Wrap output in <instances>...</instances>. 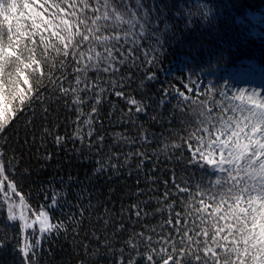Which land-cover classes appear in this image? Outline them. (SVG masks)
Wrapping results in <instances>:
<instances>
[{"label":"snow or ice","instance_id":"1","mask_svg":"<svg viewBox=\"0 0 264 264\" xmlns=\"http://www.w3.org/2000/svg\"><path fill=\"white\" fill-rule=\"evenodd\" d=\"M182 3L183 0H92V3L89 0L79 3L77 0H0V134L6 135L15 128L26 115V109L35 116L33 104L41 105L42 115L47 119L50 114L44 105L63 101L64 107L68 109L71 105L70 110L77 116L72 121L71 135H65L73 142L79 141L89 154L95 147L99 149L96 155H101L105 137L94 131L100 115V95L106 92L101 86V75H115L114 66L124 65L134 51L143 52L145 64L157 62L165 48L161 35L170 23L175 24V17L204 15L200 6L185 9L180 6ZM89 73H94L95 79ZM129 80L122 77L106 83L116 89ZM147 80H156L155 73ZM46 92L50 95H45ZM114 94L134 105L137 114H148L150 105L145 100L125 97L119 90ZM209 96L210 107L205 100L197 103L185 98L195 115L181 121L180 131L184 135L173 133V138L180 142L173 143L171 148L183 164L179 175L173 172V185L179 194L176 206H184L186 211L182 207L183 215L173 214V204H168L166 224L179 240L169 243L172 239L169 233V239L157 242L163 245L157 251L151 248V237L145 239L143 233H129V239L124 242L129 250L127 254L124 248L119 250L117 264H145V261L147 264H264V90L239 89L230 95L226 85L214 88L209 84L205 99ZM216 97L220 98L219 105ZM85 107L89 111H83ZM29 123L26 121V126ZM45 134L52 132L46 127ZM121 135L116 133L117 138ZM150 135L155 137L154 133ZM93 136L95 145L91 142ZM64 142V137L55 135V144ZM112 147L116 145L110 146L96 161L95 173H119L123 165L116 162L121 157L112 153ZM185 152L189 154L187 157ZM130 155L124 154L125 163ZM136 156L143 157L144 153ZM13 167L11 161L7 165L0 162V190L7 186L16 191V184L5 175L6 168L11 174ZM69 195L72 193L68 188L57 190L50 182V187L43 189L46 203L40 205L31 222L23 211L25 197H19V219L25 229H33L30 237L34 239L20 249L27 264H37L29 253L38 255L41 240L53 233L58 235L65 227L62 222L54 223L52 217L57 211L63 212V203ZM168 195L166 192L165 199ZM75 196L82 198L81 192ZM6 207L9 219H16L13 214L16 205ZM133 207L139 205L130 206L129 210ZM141 214L140 210L135 211L138 219ZM72 223L78 221L73 219ZM141 245L147 249V255L140 252ZM6 246L7 241L0 242V247Z\"/></svg>","mask_w":264,"mask_h":264},{"label":"trees","instance_id":"2","mask_svg":"<svg viewBox=\"0 0 264 264\" xmlns=\"http://www.w3.org/2000/svg\"><path fill=\"white\" fill-rule=\"evenodd\" d=\"M192 5L200 6L204 15L187 19L175 17V24L170 23L166 33L161 35L165 48L157 62L145 64L143 52L134 51L124 65L114 66L115 75H101V86L106 92L100 95V115L94 126V131L105 137L101 155H96L99 149L95 147L89 154L79 141L73 142L69 138L73 131L72 121L77 116L70 110L71 105L68 109L64 107L63 101L44 105L50 114L47 119L42 115L41 105L33 104L35 116L26 109V115L15 128L6 135L0 134L4 135V139H0V153L3 154L0 162L5 165L12 162V173L6 168L5 175L16 184L15 192L7 186L0 190V242L7 241L6 247H0V264H27L20 249L34 239L30 237L33 229H25L19 219V197H25L23 211L26 218L33 219L40 205L46 203L43 189L49 188L50 182L57 190L68 188L72 195L66 197L63 212L57 211L52 217L54 223L62 222L65 227L58 235L53 233L50 238L41 240L38 255L29 253L37 264H117L119 250L124 248L125 254L129 250L124 246L129 233H143L145 239L151 237V248L157 251L163 246L157 242L162 238L169 239V233L172 237L169 243L179 240L180 237L166 224L168 204H173V214H184V206H176L179 194L173 185V172L179 175L183 164L177 160L178 153L171 145L180 142L173 138L174 132L184 135L180 131L181 121L195 113L185 97L178 93H188L201 80L204 89L197 91L191 100L197 103L205 100L210 107L212 97L205 99V89L209 84L214 88L225 85L222 70L229 71L247 63L264 66V37L252 34L249 17L253 12L264 15V0H183L180 6L186 9ZM172 67L174 71H171ZM53 72L58 74L55 69ZM153 73L156 80L149 82L147 77ZM89 75L95 79L94 73ZM122 77L130 78L123 87L113 89L106 83L108 80L119 81ZM117 90L123 91L125 97L131 95L136 100H145L150 105L148 114H137L134 105L114 94ZM216 100L219 105L220 98L216 97ZM82 110L89 111L87 107ZM26 121H30L27 126ZM56 124L59 126L54 127ZM46 127L52 134H45ZM116 133L122 134L121 137L117 138ZM152 133L155 137L150 135ZM56 134L65 138L63 144L54 143ZM91 142L95 145V136ZM112 145H116L111 148L112 153L121 157L116 162L123 165L119 173H95L96 161ZM125 153H131L127 163ZM136 153H144V156L138 157ZM188 155L185 152V157ZM76 192H81V199L76 198ZM166 192L169 193L167 199ZM7 204L16 205L13 213L16 219H9ZM136 205L139 208L129 210L130 206ZM137 210L142 213L139 219L135 216ZM73 219L78 223L73 224ZM109 252L115 255H107ZM140 252L148 254L143 245ZM136 258L139 260V256Z\"/></svg>","mask_w":264,"mask_h":264},{"label":"rangeland","instance_id":"3","mask_svg":"<svg viewBox=\"0 0 264 264\" xmlns=\"http://www.w3.org/2000/svg\"><path fill=\"white\" fill-rule=\"evenodd\" d=\"M250 20L252 22L251 32L256 37H264V15L259 13H251ZM174 71V68H171ZM221 75L224 76V82L231 92L239 89H248L261 91L264 90V66H259L254 63H247L246 66L233 68L229 71L222 70ZM204 83L199 80L195 86L189 89V92L184 94L185 98H193L197 91L204 89ZM224 85V86H225ZM32 219L29 220L31 222Z\"/></svg>","mask_w":264,"mask_h":264}]
</instances>
